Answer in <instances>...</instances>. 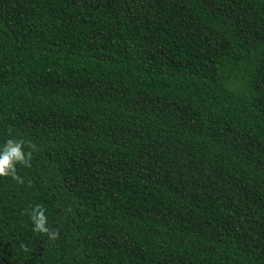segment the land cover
<instances>
[{
    "label": "trees",
    "instance_id": "trees-1",
    "mask_svg": "<svg viewBox=\"0 0 264 264\" xmlns=\"http://www.w3.org/2000/svg\"><path fill=\"white\" fill-rule=\"evenodd\" d=\"M8 139L0 264H264V0H0Z\"/></svg>",
    "mask_w": 264,
    "mask_h": 264
},
{
    "label": "clouds",
    "instance_id": "clouds-1",
    "mask_svg": "<svg viewBox=\"0 0 264 264\" xmlns=\"http://www.w3.org/2000/svg\"><path fill=\"white\" fill-rule=\"evenodd\" d=\"M11 135V133H9ZM35 150V145L25 142L23 139H8L3 148L0 149V178H11L23 185L24 180L17 174V165L31 167L33 151L25 152V147ZM35 233L43 234L50 240L56 239L59 233L48 227L46 210L36 205L29 213Z\"/></svg>",
    "mask_w": 264,
    "mask_h": 264
}]
</instances>
